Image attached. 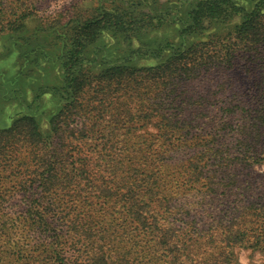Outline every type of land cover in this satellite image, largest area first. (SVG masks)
Instances as JSON below:
<instances>
[{
    "label": "trees",
    "instance_id": "trees-1",
    "mask_svg": "<svg viewBox=\"0 0 264 264\" xmlns=\"http://www.w3.org/2000/svg\"><path fill=\"white\" fill-rule=\"evenodd\" d=\"M158 4L106 9L64 34L34 28L57 46L65 35L63 83L39 88L35 106L0 129V208L12 199L5 185L28 202L22 220H0V264H240L237 247L264 248V205L245 203L254 188L242 177L264 163V0H200L178 13L177 41L156 39L172 25ZM34 17L31 0H0V35L28 33ZM107 37L148 49L111 60ZM19 49L27 74L45 69ZM49 91L64 105L42 124ZM183 148L193 159L180 184L166 171Z\"/></svg>",
    "mask_w": 264,
    "mask_h": 264
},
{
    "label": "rangeland",
    "instance_id": "rangeland-1",
    "mask_svg": "<svg viewBox=\"0 0 264 264\" xmlns=\"http://www.w3.org/2000/svg\"><path fill=\"white\" fill-rule=\"evenodd\" d=\"M34 5V19L28 24L29 26H33L32 29H29V32H22L10 35H0V129L10 127L15 119H17L24 111L25 108L28 107L29 104H34L32 100H34V96L39 92V88L43 90H49L54 87H58L63 83V70H62V62L57 57L60 52V49L66 50L67 46L64 47L66 43V37L64 35V39L61 40L60 45H56L55 36L58 37L55 33L51 36H45V34H49V32H45L44 34L35 37V32L37 28L44 21L45 24L57 26L58 29L62 28V32L69 29V26L73 23L77 24L76 21H82L90 18H94L96 15L101 14L103 11H114L117 6L123 8L124 11H134L140 14H148L153 13V9L151 6L154 4V0H31ZM160 4L159 10H164L165 6L169 7L168 14L170 15V20L172 25L167 23L165 26L158 29L157 32L158 37L156 39L161 38L164 34L168 33L167 38L173 36L176 37V27H173L175 24V20H177V15L186 14L190 8L193 7V4H197L200 0H157ZM244 3L246 0H243ZM240 2V1H239ZM144 4V5H142ZM127 16V15H126ZM130 16V15H128ZM131 17V16H130ZM42 21V22H41ZM57 22V23H56ZM218 25L215 27H209L207 30V34H213L215 30H217ZM223 28L219 27V30ZM224 31V30H223ZM153 32L151 35H153ZM27 33V34H26ZM22 34V36L26 37V39L31 38V43H34L33 47H30L29 41H21L17 36ZM61 34V32H59ZM63 42V44H62ZM29 43V44H28ZM62 44V46H61ZM105 44L109 50V59L115 60L118 56L124 57L133 53L134 50L141 49L147 50L148 46H145L144 43H134L133 47H128L127 42L124 39H120L119 41L114 38H109L105 40ZM23 48L25 51L29 53L35 52L31 54L32 62L36 65V62L33 58L38 59V62L41 64L45 63V69L43 71H39V73H34L30 71L28 74L24 70L26 67V63L24 58L20 56L22 50L19 48ZM35 47V48H34ZM64 47V48H63ZM34 48L35 51L32 49ZM37 51L39 52V57L36 56ZM42 51V52H40ZM166 51V54H168ZM136 57L133 55V58ZM114 62V61H111ZM140 65H152L155 64L156 61L154 59L144 58L141 61H138ZM101 66L95 67L94 69H100ZM24 72L23 80L20 85L16 88H13V91H9L7 87L3 86L5 84V80L7 78H12L14 75H17L20 71ZM234 78H238L237 74H233ZM244 77V76H243ZM249 84L252 82L246 81ZM247 86L245 89H248ZM201 93L204 91V88L198 89ZM13 92V93H12ZM20 94H24L23 98ZM50 91L42 94L39 102L43 105L44 108H41L40 119L42 120V124H45V117H50L52 113L56 112L59 108H61L64 104L63 101H60L58 97L52 95ZM62 104V105H61ZM35 106V105H33ZM149 133H155L156 131L153 127L148 128ZM149 133H144L145 138H150ZM144 140L140 138H135L131 140V144L136 142H143ZM193 149L183 148L177 149L175 154V160H173L170 164V168L166 171V176H169V180L174 177L180 179V184L183 179L181 173L183 168V162L188 159L190 161L193 159L191 156V152ZM155 152V151H154ZM153 152V155H154ZM179 159L182 162L179 163ZM175 164V165H174ZM181 173V174H180ZM242 177L245 180H248L252 185L254 190L250 192V195L247 196V205L251 203H255L257 205H264V163L253 165L251 168L245 169L242 172ZM9 185H5L2 189L4 193L7 194V199L12 197L11 201L4 205V207L0 208V220H22L19 219V215L25 211L26 203H28L22 196L13 195L10 196V192L8 189ZM171 188L170 186L168 187ZM170 190H175L171 188ZM177 197H179L183 202L185 199L184 194L178 190ZM24 201V202H23ZM19 233V232H18ZM18 235V234H17ZM235 254L237 256V260L240 264H264V248H250V247H237L235 249Z\"/></svg>",
    "mask_w": 264,
    "mask_h": 264
}]
</instances>
